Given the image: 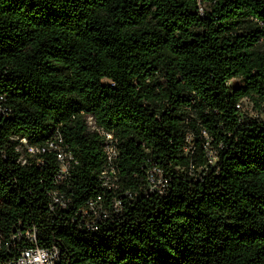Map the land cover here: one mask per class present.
<instances>
[{"label":"trees","instance_id":"obj_1","mask_svg":"<svg viewBox=\"0 0 264 264\" xmlns=\"http://www.w3.org/2000/svg\"><path fill=\"white\" fill-rule=\"evenodd\" d=\"M0 106V264L32 229L59 264H264V0H0ZM88 117L117 139V189ZM57 132L61 182L55 152L22 163L15 139Z\"/></svg>","mask_w":264,"mask_h":264},{"label":"built area","instance_id":"obj_2","mask_svg":"<svg viewBox=\"0 0 264 264\" xmlns=\"http://www.w3.org/2000/svg\"><path fill=\"white\" fill-rule=\"evenodd\" d=\"M203 8L201 7V11ZM10 109L5 106H0V114L9 113ZM90 121H93L92 117H88V124L91 128ZM96 124V123H95ZM99 134L104 137V147L107 158V166L102 171V180L103 185L108 188H118L117 180L118 172L116 169V160L119 155V149L117 146V139L111 132L104 130L103 128H98ZM15 139L20 140V144L17 146V151L21 154L20 160L22 163H26V155L28 156H38L46 152H55L57 156V160L60 163V169L56 176L57 182L65 181L69 176L70 168L73 166L75 159L70 151L67 150L64 139L61 133L57 132L56 135L46 142L44 145L36 146L32 145L28 142L26 138L16 137ZM40 161V160H39ZM42 161V160H41ZM148 179L150 182L149 191L151 193L159 190L160 193L165 192V188H167L170 184V181L165 178L160 171V169L153 167L148 171ZM160 184V186H158ZM162 186V189H160ZM129 193H126L128 195ZM51 203L50 208L53 212L58 209H68L70 206V200L66 198L65 194L60 191H54L51 193ZM101 197H98V200ZM121 201L119 199L115 202V207L120 208ZM90 210L91 213L87 210L84 211V214L90 215L92 218L87 223L91 228H98L102 223V220L105 219L107 215V211L95 208V203L93 201L90 202ZM26 238L29 245L22 248L19 251V254L4 264H59L61 260V251L55 245L51 247L42 246L39 244L37 231L36 229L25 231L24 234L17 233L13 235L14 239L21 240L22 238ZM4 234L0 228V248L3 245Z\"/></svg>","mask_w":264,"mask_h":264},{"label":"rangeland","instance_id":"obj_3","mask_svg":"<svg viewBox=\"0 0 264 264\" xmlns=\"http://www.w3.org/2000/svg\"><path fill=\"white\" fill-rule=\"evenodd\" d=\"M207 5H209V4L208 3L201 4V6H203V7L207 6ZM103 81L108 82L109 80L104 79ZM228 84L230 85V87L234 88L236 86L244 84V81L240 78H234V79L230 80L228 82ZM241 108H242V111L244 112V114H247L250 116H256V114H257V112L254 111L252 101L247 99V98L243 99ZM90 125H91L92 130L99 131V129H98L99 127L95 124V122L90 121ZM158 186H160V184H158Z\"/></svg>","mask_w":264,"mask_h":264}]
</instances>
